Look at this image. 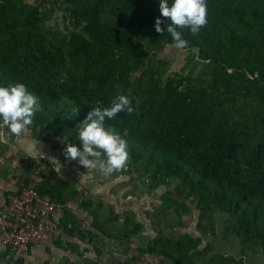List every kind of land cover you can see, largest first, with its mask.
<instances>
[{
    "label": "trees",
    "instance_id": "obj_1",
    "mask_svg": "<svg viewBox=\"0 0 264 264\" xmlns=\"http://www.w3.org/2000/svg\"><path fill=\"white\" fill-rule=\"evenodd\" d=\"M159 5L160 0H0V87L23 83L39 98L42 110L33 124L44 133L41 139L50 141L51 135L77 146V126L97 102L109 107L118 95L129 96L136 110L106 118L105 127L126 139L133 162L157 180L166 176L190 185L233 217L243 211L232 232L247 249L264 247L261 226L244 214L264 212V0H207L208 23L198 35L177 29L187 41L184 49H198L203 69L210 71L209 78L189 80L183 90L174 80L144 86L134 77L149 54L174 44L166 30L171 21ZM55 10L71 31L46 24ZM157 18L163 33L156 31ZM249 31L259 35L248 61L263 64L262 72L250 70L258 75L250 80L233 71L245 77L234 81L227 74V48ZM251 102L255 112L248 121L242 112ZM75 107L81 110L77 115ZM224 108L227 114L221 115ZM35 189L61 207L53 199L57 194ZM170 242L151 251L172 255ZM174 259L181 264L183 258Z\"/></svg>",
    "mask_w": 264,
    "mask_h": 264
},
{
    "label": "rangeland",
    "instance_id": "obj_2",
    "mask_svg": "<svg viewBox=\"0 0 264 264\" xmlns=\"http://www.w3.org/2000/svg\"><path fill=\"white\" fill-rule=\"evenodd\" d=\"M44 8L49 6L41 10ZM62 14L55 10L46 24L66 33L72 27ZM258 35L249 31L230 41L228 75L241 71L253 80L258 75L251 76L250 70L262 72L263 64L248 61L256 50ZM203 63L198 49L166 44L149 54L134 77L144 86H163L168 79L174 80L181 82L178 90H183L189 80L209 78L210 71L203 69ZM233 80L245 77L233 75ZM253 108L251 102L243 109L248 121ZM223 114H227L226 108ZM43 134L33 123L19 138L0 128V186L13 191L30 185L57 194L53 199L61 204L60 217L67 231L54 244L26 252H10L0 245V264H176L177 256L183 258L181 264H264L262 244L247 249L232 232L231 226L243 211L233 217L226 207L220 209L190 185L166 176L157 180L158 175L145 172L131 158L125 168L107 176L86 169L79 158H66V139L50 135V141H43ZM57 164L61 170L56 169ZM260 165L264 169V160ZM244 214L264 233L263 211L246 210ZM166 240L171 241L168 248L172 255L151 251L160 249ZM187 248L190 250L185 252Z\"/></svg>",
    "mask_w": 264,
    "mask_h": 264
},
{
    "label": "clouds",
    "instance_id": "obj_3",
    "mask_svg": "<svg viewBox=\"0 0 264 264\" xmlns=\"http://www.w3.org/2000/svg\"><path fill=\"white\" fill-rule=\"evenodd\" d=\"M159 6L161 15L171 21L166 30L177 49L187 47V41L178 28H189L193 35H198L208 23L207 0H172L171 6L169 0H160ZM161 23V19L157 18L155 28L158 33L165 31ZM41 110L39 98L29 92L23 83L0 87V128H7L16 137H22L29 130L36 113ZM135 110L132 98L123 94L118 95L109 107L97 102V106L92 107L77 126L81 145L69 143L65 149L66 158H79L86 169L99 170L105 176L125 168L130 158L127 141L115 130L106 128L105 121L106 118H115L122 111L132 114ZM80 111L79 107L72 109L74 115ZM56 169L61 170L58 164Z\"/></svg>",
    "mask_w": 264,
    "mask_h": 264
},
{
    "label": "built area",
    "instance_id": "obj_4",
    "mask_svg": "<svg viewBox=\"0 0 264 264\" xmlns=\"http://www.w3.org/2000/svg\"><path fill=\"white\" fill-rule=\"evenodd\" d=\"M59 205L33 186L0 191V245L10 252L54 244L64 235Z\"/></svg>",
    "mask_w": 264,
    "mask_h": 264
},
{
    "label": "crops",
    "instance_id": "obj_5",
    "mask_svg": "<svg viewBox=\"0 0 264 264\" xmlns=\"http://www.w3.org/2000/svg\"><path fill=\"white\" fill-rule=\"evenodd\" d=\"M0 188H2V189H0V191H10L11 192V190H8V189L4 188L3 186H0ZM48 245H51V244H48ZM48 245L32 246L31 248H33V247H45V246H48Z\"/></svg>",
    "mask_w": 264,
    "mask_h": 264
}]
</instances>
